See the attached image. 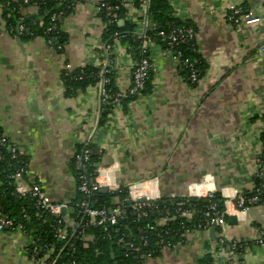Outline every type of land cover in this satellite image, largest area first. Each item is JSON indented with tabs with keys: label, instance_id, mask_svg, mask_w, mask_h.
I'll list each match as a JSON object with an SVG mask.
<instances>
[{
	"label": "crops",
	"instance_id": "crops-1",
	"mask_svg": "<svg viewBox=\"0 0 264 264\" xmlns=\"http://www.w3.org/2000/svg\"><path fill=\"white\" fill-rule=\"evenodd\" d=\"M75 1L62 22L63 51L0 25V132L9 150L27 158L24 182L40 184L54 202L70 206L77 190L73 161L90 140L97 173L111 189L146 183L155 198L219 194L226 203V225L215 240L210 230H192L143 264H204L221 239L246 244L239 264H264V247L256 244L264 207H236L238 195L253 191L260 175L264 181V0H171L177 18L197 29L205 77L192 85L174 55L155 44L150 93L122 99L105 120L101 83L69 93L63 72L109 66L124 94L132 87L135 57L121 39L106 45L107 23L98 10L105 0ZM231 7L261 22L232 24ZM127 10V21L142 35L147 13L132 2ZM24 14L41 21L35 6ZM31 242L19 228L0 232V264H31Z\"/></svg>",
	"mask_w": 264,
	"mask_h": 264
},
{
	"label": "trees",
	"instance_id": "trees-1",
	"mask_svg": "<svg viewBox=\"0 0 264 264\" xmlns=\"http://www.w3.org/2000/svg\"><path fill=\"white\" fill-rule=\"evenodd\" d=\"M104 2L113 7L119 6V10L114 13V18L107 16L108 12L104 8L99 11L100 16L107 23L105 31L106 45L111 47L115 39L127 42L131 48V53L137 61L142 58L139 47L144 37L135 33V26L127 21V5L129 2H132L144 14L147 13L149 24L145 30V35L151 38L155 44L166 49L168 48V40L160 35L161 33L168 36L174 30L187 28H194L197 32L195 26L190 22H184L177 18L171 0H147V4L146 0H105ZM30 6L37 7L41 21L27 20L24 10ZM75 6V0H0V9L2 10L0 25L4 23L8 32L24 38L41 36L48 43L52 41V47L56 49L62 47L59 51H63L67 43V37L62 30V22L66 16L74 12ZM61 13L63 14L62 16H60ZM53 16H58L59 20L53 22ZM121 21L125 22V26L121 27ZM21 26L24 27L22 32L19 30ZM54 26L57 27L56 30H53ZM174 53H181L179 64L185 80L192 85H197L205 77L208 69L199 53L197 40L194 39L187 43L179 44L176 46ZM186 60H189L194 66L198 76V82L196 83L191 81L192 72L184 65ZM104 70L107 79L104 89L113 98V96L118 94V90L115 84V71L111 67L103 69L89 66L75 70H65L63 72V80L67 91L74 93L79 89L84 90L90 86L98 85L100 83L99 75ZM151 83L152 71L146 81L145 89L140 94L135 95H131L128 91L127 96L123 98L125 99L124 102L132 101L139 95L150 93L152 89ZM113 107L112 104L103 105V120L112 112ZM3 140L5 142H2ZM82 147L81 145L78 151ZM90 147L93 153L87 169L88 174L95 178L97 175L95 164L98 162V155L95 154V150L91 145ZM72 166L78 187L79 176L75 168V158ZM20 169L28 171L27 158L18 152L9 150L8 142L0 132V213H3L14 222V227L7 231L21 227L33 240V244L29 247L30 250L38 247L42 251V256L43 252L50 248L52 250L51 260L56 259V256L61 254L57 264H66L69 261H76L77 264H143L146 260V255L159 256L165 246L170 245L173 248L176 244L183 241L186 233L181 229V222L185 221L187 229L192 230L201 223L205 224L204 214L212 205H217L221 212L225 210L224 200L219 194H214L211 198L178 197L176 199H159L155 202V208L150 211L147 218L136 220V217L131 215L129 219L119 222L116 227L118 232L112 229L113 227L105 232L101 227L91 226L86 230V234L92 237L91 241L82 238L79 232L75 235L71 244L67 245V241H61L56 236V232L59 229V219L52 214L38 210L34 199L30 196L21 197L17 194L15 181L11 176ZM263 183V178H257L255 189L251 192H243L242 195L247 198L252 196ZM127 198L128 191L124 187H121L118 191L106 194L97 192L91 198L77 189L70 206L74 208L76 204L83 200L91 201L93 206L98 209L115 207V200H119L120 204L128 206V203L125 202ZM179 203L182 204L184 210H190L194 213L192 220L186 221V219L176 218L165 226L158 225L157 222L161 219L158 212L168 209L175 216ZM71 217L77 219L76 214H71ZM151 226L156 228L151 230ZM68 230L71 235L73 228L70 227ZM167 232L170 233L167 234ZM128 243L134 245L133 250L127 248L126 244ZM237 246L238 252L243 253L246 244L239 242ZM204 264H213L211 255L205 259Z\"/></svg>",
	"mask_w": 264,
	"mask_h": 264
},
{
	"label": "built area",
	"instance_id": "built-area-1",
	"mask_svg": "<svg viewBox=\"0 0 264 264\" xmlns=\"http://www.w3.org/2000/svg\"><path fill=\"white\" fill-rule=\"evenodd\" d=\"M147 4V0H146ZM106 9L107 16L114 18L115 11L119 10V6H111L105 2H102L98 8L99 11L101 9ZM231 16L229 17V21L232 24L240 25H254L259 24L261 22V18L244 11L241 8L231 7ZM63 14L61 13L60 16ZM59 20L58 16H53L52 21L56 22ZM149 22L146 17L145 19V28H147ZM57 27L54 26L53 30H56ZM19 30L24 31V27L21 26ZM160 35L164 36L167 43V50L174 55L176 60L180 63L181 53L175 54L174 50L176 46L179 44L187 43L188 41L197 39V32L194 28L187 29H179L174 30L168 36H165L164 33ZM142 37H144L141 46L139 47L142 53V58L140 60H135V63L132 67V87L129 90L131 95L140 94L141 91L145 89L146 81L152 71V63H151V52L155 43L151 38L145 35V31L142 33ZM50 44L52 41L49 42ZM62 49L59 47L58 50ZM109 49V47H108ZM262 52H264V45L260 48ZM149 55V56H148ZM184 65L190 69L192 72L191 81L193 83L198 82V76L196 71L194 70L193 64L186 60ZM109 67V66H108ZM70 70V68H69ZM105 70L99 75L100 83H101V92L102 98L105 105L108 104H119L123 98L127 96V92L124 94H117L115 96H110L106 93L104 86L107 82ZM2 142H5L3 140ZM90 140H86L82 144V149L77 151L75 156V168L78 171L79 176V184L78 191L82 194L89 196L90 198L97 192H101L102 189L107 188L109 192L118 191L120 188H109L108 184L101 181V178H104L101 172L97 173L94 177H91L88 174L87 165L90 162V157L93 153L90 147ZM16 152V151H14ZM28 171L24 169H20L14 173L11 178L15 181L16 192L21 197L30 196L35 201V206L38 210L47 212L49 214L54 215L59 219V229L56 232V236L61 241H67V245H70L73 238L77 233L80 232L82 238H86V240L91 241L92 237L86 234V230L91 226L101 227L105 232L109 229H114L118 232L116 228L119 222L129 219L131 215L136 217V220H141L147 218L149 216L150 211L155 208V202L161 198H155L152 195L153 187L150 184L141 183L134 184L124 187L128 191V198L125 200L128 203V206H124L120 204L119 200H115L116 206L113 208H95L93 203L88 200H83L80 203L76 204L74 208L70 207L65 203H57L52 200V198L48 195V193L42 188L40 184H32L29 185L24 182V177L26 176ZM260 178H263L260 175ZM214 194L209 195L208 197H213ZM264 183L260 185L256 189V192L250 196L245 197L242 194L238 195L236 199V207L238 210H246L252 206H262L264 207ZM171 199L178 198L177 196L169 197ZM145 200L144 202H140V200ZM226 203L224 202V206ZM66 210V214H68L69 221L66 220V216H63V211ZM71 214H76L77 219H73ZM160 214L161 219L157 222L160 226H165L169 222L174 221L176 218L186 219V221H191L193 218V212L190 210H184L182 208V204L179 203L176 209V215L173 216L170 210L166 209L162 212H158ZM205 216V224H199L196 228L192 230H211L212 228L222 229L226 225L227 215L226 208L223 212L218 209L217 205H212L209 207L207 212L204 214ZM14 227V222L6 217L3 213H0V232L12 229ZM73 228V233L70 235L68 228ZM151 230H154L156 227L151 226ZM19 229L23 230L21 227ZM181 229L188 233V230L185 224V221L181 222ZM143 233V231H141ZM170 232H167L169 234ZM146 243V242H145ZM238 243L239 242H226L224 239H221L219 244L211 251V256L213 259V264H239L240 256L242 253L238 252ZM33 244V240L31 245ZM147 244V243H146ZM256 244L264 247V230L261 231V234L256 240ZM129 250L134 249V245L132 243L126 244ZM30 247V246H29ZM28 247V255L30 258L31 264H57L59 259L61 258V254L56 256V259L51 260L52 250L47 248L42 254V251L38 247H34L31 250ZM170 245L164 247L165 249H170ZM163 253V252H162ZM156 254V253H155ZM154 254V255H155ZM152 254H148L145 256V259L154 258ZM66 264H77L76 261H69Z\"/></svg>",
	"mask_w": 264,
	"mask_h": 264
},
{
	"label": "water",
	"instance_id": "water-1",
	"mask_svg": "<svg viewBox=\"0 0 264 264\" xmlns=\"http://www.w3.org/2000/svg\"><path fill=\"white\" fill-rule=\"evenodd\" d=\"M108 192H109V190L107 188H104V189L101 190V193H103V194H106ZM144 201H145L144 199L143 200H140V202H144ZM62 214H63V216H66V210H64ZM229 221L230 222H234V221H236V218L235 217H230L229 218ZM216 232H217V229L216 228H212L210 230V237H211L212 240H215V238H216Z\"/></svg>",
	"mask_w": 264,
	"mask_h": 264
}]
</instances>
